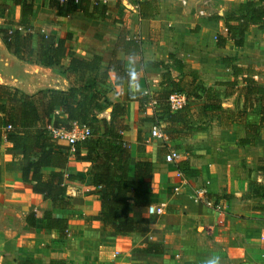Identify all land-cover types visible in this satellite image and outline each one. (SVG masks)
Listing matches in <instances>:
<instances>
[{"label": "crops", "instance_id": "1", "mask_svg": "<svg viewBox=\"0 0 264 264\" xmlns=\"http://www.w3.org/2000/svg\"><path fill=\"white\" fill-rule=\"evenodd\" d=\"M244 1L188 0L183 5L180 0H106L97 4L106 7L103 17L98 12L87 17L82 11L61 16L50 0H33L30 29L19 27L22 34H31L34 55L30 62L13 55L0 34V85L26 94L65 91L70 86L68 56L58 65L41 64L37 54L42 45L47 47L69 34L74 58L99 56L100 71L108 72L100 88L111 103L125 107L126 127L121 136L131 154L127 178L133 179L137 160H149L152 165L148 203L135 205L129 199L138 229L118 234L100 219L102 189L93 184L94 164L77 157L75 146L56 139L68 152L66 164L63 168L42 166L40 172L45 177L52 172L59 175L52 183L65 185L68 205L53 207L50 199L32 191L33 183L22 180L26 160L21 150L8 148L0 113V264H20L26 259L34 264H264V199L249 187L250 181L264 183L258 170L264 166L263 131L254 145H240L244 125L258 122V106H244L242 83L227 89L228 96L224 86L215 85L232 79L223 56L235 58L238 66L253 68L254 80L264 84V29L251 26L243 46L236 47L224 26V13ZM21 11V3L0 0V28L17 25ZM217 35L224 37L221 44ZM112 60L121 61L131 78L120 80L108 70ZM166 71L175 81L193 77L199 94H203L202 87L216 90L229 117L202 113L203 101L192 98L187 117L169 123V129L162 128L151 114L159 107L149 99L144 109H138V95L160 90ZM128 92L133 100H127ZM111 110L108 106L97 117L108 121ZM55 113L61 114V109L56 107ZM142 119L149 129L157 124L165 133L164 152L151 141L156 138L150 130L145 132ZM101 128L89 141L100 137ZM168 133L178 139L173 146L168 144ZM170 149L180 153L173 163L164 160ZM77 150L84 154L86 148L80 145ZM197 190H204L205 199L218 203L220 209L198 200ZM160 204L162 214L148 212L149 205ZM45 211L66 219L64 237L56 229L44 228Z\"/></svg>", "mask_w": 264, "mask_h": 264}, {"label": "trees", "instance_id": "2", "mask_svg": "<svg viewBox=\"0 0 264 264\" xmlns=\"http://www.w3.org/2000/svg\"><path fill=\"white\" fill-rule=\"evenodd\" d=\"M21 3V17L17 25L7 24L0 28V34L6 48L16 57L24 61H32L34 55L31 47V34L21 33L19 27L30 29V17L34 11L33 0H14ZM95 0H68L67 4L58 0H50V5L57 7V14L67 16L82 11L87 17H94L98 12L100 16L106 7L97 5ZM103 17V16H102ZM227 38L234 46L241 47L244 44L245 34L251 26L264 29V0H246L240 2L235 10H230L223 15ZM70 35L59 38L49 46H41L38 52V62L44 65H58L63 57L68 56L67 75L70 77V86L67 90L44 89L34 94H26L18 88L0 85V113L4 123L10 125L6 131L5 139L9 149L22 151V158L26 165L22 169V180L33 183L32 191L43 194L45 199H50L53 207L66 206L65 185L61 181L53 185V178L59 176L52 172L46 177L40 172L42 166L63 168L66 164L68 152L56 142L51 134V128H64L69 130L73 122L83 124L90 128L91 135L101 126L103 133L95 141L90 137L85 141L74 144L77 157L94 164L93 184L102 189L100 200V219L111 225L118 234H129L138 225L130 215V202L135 205L147 204L149 201V178L151 175V162L149 160H137L134 165V177L127 178L130 161V150L126 142L122 140L121 131L125 129V107L121 103H111L106 93L100 88L108 77V72L99 69L100 57L94 56L90 60L73 57L69 48ZM224 37L217 35V43L221 44ZM117 44L119 45V38ZM116 44V47H117ZM65 48L67 49L65 51ZM224 65L231 71L232 79L227 82H216V86H224V95L228 96L229 89H233L242 83V96L244 106H258L259 119L256 123L244 125L245 136L240 139V145H254L260 131L264 133V84H258L253 75V68L241 67L235 63V58L223 56ZM122 62L110 61L108 70H113L120 80L130 79L131 72L122 67ZM159 82L161 89L151 95H138V109H144L149 99L155 102L159 110L169 123L182 122L190 111L189 100H202L201 112L207 114L215 112L216 116L229 117L230 112L221 106V100L217 91L212 88L202 87L203 94L196 90V82L190 79H172L166 71ZM200 87V86H199ZM228 89V90H227ZM173 92H183L186 96V104L170 111L167 98ZM128 92L127 100H133ZM144 104V105H143ZM111 106L110 119L98 118L97 114L106 107ZM61 109V114L55 113V108ZM149 121L154 120L148 118ZM101 125V126H100ZM86 148L84 154H79L78 146ZM179 165V164H178ZM258 170L264 179V166ZM195 173L194 171L188 172ZM61 177V176H60ZM68 177H72L69 175ZM61 179V178H60ZM250 190L264 199V183L250 181ZM43 226L46 229H56L62 237L65 236L66 219L53 217L51 212L43 213ZM32 225V222H27ZM20 264H34L30 259L23 260Z\"/></svg>", "mask_w": 264, "mask_h": 264}, {"label": "built area", "instance_id": "3", "mask_svg": "<svg viewBox=\"0 0 264 264\" xmlns=\"http://www.w3.org/2000/svg\"><path fill=\"white\" fill-rule=\"evenodd\" d=\"M96 2H103L106 0H95ZM183 5L187 3L188 0H180ZM68 0H59V3H67ZM167 102L171 110H177L182 108L186 104V98L181 93H171L168 98ZM11 127L10 125H6V129L9 130ZM51 134L56 139L65 140L70 146H74L75 143L80 141L87 140L91 135V130L89 127L77 123H73L69 130H65L64 128H51ZM150 135L152 138L165 140L166 135L160 129L157 124H153L150 128ZM180 158V153L176 149H170L164 155V160L167 163H173ZM205 191L204 190H197L195 192V197L198 200H203L206 206L212 207L216 210L220 209V205L213 200L205 199ZM163 205H149L148 212L151 214H162L163 213Z\"/></svg>", "mask_w": 264, "mask_h": 264}, {"label": "rangeland", "instance_id": "4", "mask_svg": "<svg viewBox=\"0 0 264 264\" xmlns=\"http://www.w3.org/2000/svg\"><path fill=\"white\" fill-rule=\"evenodd\" d=\"M148 106L150 107L151 105L148 104ZM152 108L153 107H151V109ZM151 114H152V116H154V120H156L162 126V128H165V126H166V122H165L166 121V117L163 115V113L160 110H158L157 108H155V109H153V111H151ZM149 116H151V115H146V117H149ZM140 122H141V125L143 127H145V132L147 133V131L150 130L149 129V124H142L143 122H145V121H143V119ZM168 135H169L168 136L169 137L168 138V142H169L168 144H169V146H173L175 144V141L178 140V139L174 138L176 140H173V137L172 136L170 137V133H168ZM151 141H153V143H157L158 147L161 149V152H164V150L167 149V144H166L167 140L165 141V140H160V139H156V140L152 139ZM0 224L3 225L2 221H0Z\"/></svg>", "mask_w": 264, "mask_h": 264}, {"label": "water", "instance_id": "5", "mask_svg": "<svg viewBox=\"0 0 264 264\" xmlns=\"http://www.w3.org/2000/svg\"><path fill=\"white\" fill-rule=\"evenodd\" d=\"M107 110H109V109H107Z\"/></svg>", "mask_w": 264, "mask_h": 264}]
</instances>
